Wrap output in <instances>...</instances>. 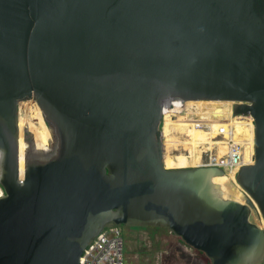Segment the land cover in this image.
<instances>
[{
	"label": "water",
	"instance_id": "95a60500",
	"mask_svg": "<svg viewBox=\"0 0 264 264\" xmlns=\"http://www.w3.org/2000/svg\"><path fill=\"white\" fill-rule=\"evenodd\" d=\"M25 99L54 141L25 150L21 188L17 152L2 159L0 264H78L110 223L264 263V0H0V133ZM187 99L251 114L243 201L213 192L221 168L165 166L163 106Z\"/></svg>",
	"mask_w": 264,
	"mask_h": 264
},
{
	"label": "bare ground",
	"instance_id": "6f19581e",
	"mask_svg": "<svg viewBox=\"0 0 264 264\" xmlns=\"http://www.w3.org/2000/svg\"><path fill=\"white\" fill-rule=\"evenodd\" d=\"M236 102L237 101L230 99H187L185 101H166L163 106L164 115L160 123V129L163 136V162L165 166L185 167L197 165L201 159L197 158L195 163L188 164L187 160L183 158L184 153L182 152L177 154L178 157L177 160H175L173 151L170 150V145H175V148L179 147L180 138H186L187 145L191 147L203 143L206 139L207 132L196 124L197 120H195V118H201L202 116L227 117L230 114L232 105H235ZM180 104H183V106L178 111H174ZM171 111H174L177 114L174 115ZM233 122L234 125H236L235 131L237 130V134L239 133L245 138V157L248 160L247 162L252 163L253 159L250 156L251 153L254 154V124L252 116L249 114V116L234 117ZM53 141L54 135L52 127L45 121L39 105L33 99L21 100L18 103L17 128L0 133V174L3 157L5 155L12 156L17 152L21 188L25 150L31 144L35 148H46L50 146ZM250 160L252 161L250 162ZM212 180V189L215 194L232 197L240 201L244 200V195L238 188L239 184L233 171L217 174L213 176ZM2 193L3 191L0 187V195ZM253 211L254 210H252L251 213V219L257 221L258 214ZM257 223L264 228V220L262 218Z\"/></svg>",
	"mask_w": 264,
	"mask_h": 264
},
{
	"label": "built area",
	"instance_id": "2783aa9c",
	"mask_svg": "<svg viewBox=\"0 0 264 264\" xmlns=\"http://www.w3.org/2000/svg\"><path fill=\"white\" fill-rule=\"evenodd\" d=\"M240 116H249V113L235 112L233 104L227 117L202 116L195 118L196 124L207 132L200 152L201 161L197 165L216 166L223 172L233 171L236 177L238 169L249 163L245 157V138L236 134L234 129V117ZM250 156L253 159V153ZM238 188L242 193L245 192L240 185ZM182 243L184 244L183 241ZM122 248L123 238L120 226L106 224L84 247L78 264H125Z\"/></svg>",
	"mask_w": 264,
	"mask_h": 264
},
{
	"label": "rangeland",
	"instance_id": "374dc122",
	"mask_svg": "<svg viewBox=\"0 0 264 264\" xmlns=\"http://www.w3.org/2000/svg\"><path fill=\"white\" fill-rule=\"evenodd\" d=\"M182 106L183 104H180L174 111H178ZM234 126L236 129V125ZM238 135L240 134L238 133ZM185 139L180 138V148H175V145L171 144L170 150L173 151L175 160H177V154L182 152L184 153L183 158L187 160L188 164L195 163L197 158L201 159L200 152L203 143L191 147L187 145ZM260 219L261 217H258L257 222ZM121 234L125 264H205L204 259L196 254L193 247L183 244L181 239L179 240V237L164 225L128 224L121 229Z\"/></svg>",
	"mask_w": 264,
	"mask_h": 264
},
{
	"label": "trees",
	"instance_id": "16d2710c",
	"mask_svg": "<svg viewBox=\"0 0 264 264\" xmlns=\"http://www.w3.org/2000/svg\"><path fill=\"white\" fill-rule=\"evenodd\" d=\"M170 110H174V109H170ZM195 250H196V254L199 255L202 259H204L205 264H211L209 258L201 250L198 249ZM261 264H263V262Z\"/></svg>",
	"mask_w": 264,
	"mask_h": 264
},
{
	"label": "flooded vegetation",
	"instance_id": "af4514ba",
	"mask_svg": "<svg viewBox=\"0 0 264 264\" xmlns=\"http://www.w3.org/2000/svg\"><path fill=\"white\" fill-rule=\"evenodd\" d=\"M250 217H251V215H250ZM110 224H114V223H110ZM109 225V224H108ZM118 225H120V227L122 226V228L121 229H123V227L124 226H126V225H128V224H118ZM129 225H137V224H129ZM180 240V239H179ZM264 264V263H263Z\"/></svg>",
	"mask_w": 264,
	"mask_h": 264
}]
</instances>
